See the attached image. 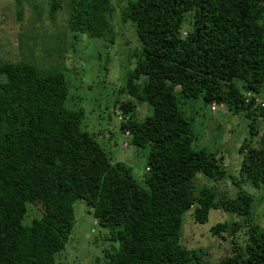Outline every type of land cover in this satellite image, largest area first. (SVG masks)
Instances as JSON below:
<instances>
[{
	"label": "trees",
	"instance_id": "16d2710c",
	"mask_svg": "<svg viewBox=\"0 0 264 264\" xmlns=\"http://www.w3.org/2000/svg\"><path fill=\"white\" fill-rule=\"evenodd\" d=\"M114 8L112 0H72L73 37L112 44ZM119 8L141 52L121 89L129 99L114 109L128 144L148 148L146 173L139 180L124 162H112L82 126L84 110L66 107L72 97L64 72L41 74L23 59L0 63V264H56L77 201L109 231L114 246L104 264H206L181 244L185 213L193 208L194 221L205 224L210 210L221 209L247 222L253 197L242 186L264 189V131L256 126L264 108H253L255 99L245 96L264 88V0H123ZM186 20L190 27L181 36ZM199 98L248 120L236 177L220 167L222 157L192 148L195 134L180 100ZM133 100L146 103L151 115L138 121ZM198 174L215 182L230 178L236 196L205 187L196 194ZM28 207L40 217L25 226ZM247 227L242 247L232 241L238 248L215 264H264V231ZM242 228L233 221L210 232L234 237Z\"/></svg>",
	"mask_w": 264,
	"mask_h": 264
},
{
	"label": "rangeland",
	"instance_id": "374dc122",
	"mask_svg": "<svg viewBox=\"0 0 264 264\" xmlns=\"http://www.w3.org/2000/svg\"><path fill=\"white\" fill-rule=\"evenodd\" d=\"M53 1H57L58 6L51 16ZM71 3L72 0H0V63L23 59L32 61L41 74L55 69L64 72L71 88L69 96L72 97L66 107L83 109L84 129L107 152L112 162H124L131 168L133 176L141 180L146 173L149 150L128 144L127 133L122 134L119 129L122 115L114 109L116 102L129 99L127 94L121 93V89L141 52L135 29L129 22H122L119 7L123 5V0H112L115 8L108 22L116 34L114 42L111 44L107 39L97 40L84 34L74 38L68 25ZM189 27L186 20L181 36H185ZM99 54L100 60L96 59ZM179 91V87H174L176 96ZM259 98L264 101V88ZM133 101L138 105L135 115L138 121L151 115L146 103ZM180 101L185 117L194 130L192 148L222 157L220 167L228 175L236 177L242 158L239 148L247 138L248 120L244 114L232 113L225 105H215L214 111H211L201 98ZM256 126L259 132L264 131L262 117H258ZM203 187L229 198H234L238 192L230 178L215 182L198 174L196 194ZM242 187L253 197L252 212L246 217L247 222L221 209L210 210L205 224L194 221L193 208L184 215L181 244L196 251L206 264H215L231 255L232 249L238 248L236 242L242 247L248 225H259L264 231V189H254L249 184ZM73 208V228L64 249L55 257L56 264H104L105 251L114 246L107 241L109 231L95 224L91 209L85 202L77 201ZM38 217L39 209L28 207L22 224L29 226L31 220ZM233 221L241 222L243 227L234 237L227 232L218 236L211 234L210 230L216 224Z\"/></svg>",
	"mask_w": 264,
	"mask_h": 264
},
{
	"label": "clouds",
	"instance_id": "9594fccd",
	"mask_svg": "<svg viewBox=\"0 0 264 264\" xmlns=\"http://www.w3.org/2000/svg\"><path fill=\"white\" fill-rule=\"evenodd\" d=\"M260 93V92H259ZM245 96H247V97H249V98H251V97H253L254 99H255V102L253 103V105H252V107L253 108H264V101H261L260 100V98H259V94H256V93H252V92H250V91H246V93H245ZM210 107H211V111H214V110H212V107H214V109H215V104H211V105H209ZM121 113V112H120ZM122 115V114H121ZM123 118V117H122ZM264 119V118H263ZM120 122H122V121H120ZM121 124V123H120ZM127 133V132H126ZM128 135V133L126 134V136Z\"/></svg>",
	"mask_w": 264,
	"mask_h": 264
},
{
	"label": "built area",
	"instance_id": "2783aa9c",
	"mask_svg": "<svg viewBox=\"0 0 264 264\" xmlns=\"http://www.w3.org/2000/svg\"><path fill=\"white\" fill-rule=\"evenodd\" d=\"M212 110H214V107H212Z\"/></svg>",
	"mask_w": 264,
	"mask_h": 264
}]
</instances>
